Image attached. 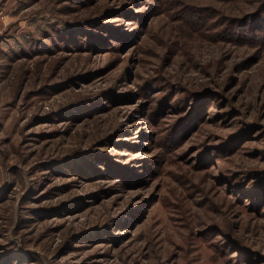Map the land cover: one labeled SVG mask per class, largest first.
I'll return each mask as SVG.
<instances>
[{"label":"rangeland","instance_id":"374dc122","mask_svg":"<svg viewBox=\"0 0 264 264\" xmlns=\"http://www.w3.org/2000/svg\"><path fill=\"white\" fill-rule=\"evenodd\" d=\"M0 264H264V0H0Z\"/></svg>","mask_w":264,"mask_h":264}]
</instances>
